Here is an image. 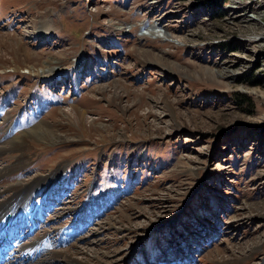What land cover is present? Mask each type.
I'll list each match as a JSON object with an SVG mask.
<instances>
[{
	"label": "rangeland",
	"instance_id": "obj_1",
	"mask_svg": "<svg viewBox=\"0 0 264 264\" xmlns=\"http://www.w3.org/2000/svg\"><path fill=\"white\" fill-rule=\"evenodd\" d=\"M2 146L23 264H264V0H0Z\"/></svg>",
	"mask_w": 264,
	"mask_h": 264
},
{
	"label": "bare ground",
	"instance_id": "obj_2",
	"mask_svg": "<svg viewBox=\"0 0 264 264\" xmlns=\"http://www.w3.org/2000/svg\"><path fill=\"white\" fill-rule=\"evenodd\" d=\"M36 32H37L36 36H38L39 38L41 37V38L45 39L46 36L48 35L47 31L41 30V31H36ZM147 32H148L149 36H151V37L152 36L153 37L154 36H156V37L162 36L164 38L166 37L165 32H161V31L157 30L156 27H153V26L147 27ZM45 65H46V67L41 69L42 71L40 72V74L52 73V71L54 70V67L48 66L47 64H45ZM28 72H30V71H28ZM42 125H43V121H39V123L34 125L32 128L21 133L20 136L14 138V139L12 138L11 144L7 148H9L10 151L21 152V151L27 149V147H28L27 139L28 140L29 139L35 140V141H42L44 143L47 141L52 142L51 141V139L53 138L52 137L53 136L52 131L50 132L49 130H47L45 128L46 126L44 127ZM3 151H7L4 148V146L0 147V152H3ZM10 153H13V152H10ZM23 162H24L23 157L22 158L20 157L19 162L16 164L18 166V168L20 167V165H22ZM14 169H15V167H13V166L2 167L0 169V175L6 174V173L11 174L13 171H15ZM55 181H56V178H55V180L46 181V182H48L47 183L48 188L45 187V188H47V191L49 192L46 195V197L48 199H50L52 197V196L49 197V195L52 192V188L55 186ZM56 188H57V186H56ZM9 191L11 192V194L5 200L0 201V244H1L0 256L6 250V251H8L6 253L7 256H6V254L4 255V257L7 258L6 264H23L21 261L22 257H20V255L18 254L19 250L24 248V249L28 250L31 254H34V251H36L38 249V245L33 246V247H30L27 245L23 246L21 244L22 238L19 234V228L17 226L13 227V226H11V224L16 225L17 223H19L22 225L21 222L26 217H29L31 219L33 217V215L34 216H41V214H42L41 203L44 202L46 200V198L45 197L41 198V201L39 202L37 207H31V203L33 200L32 199L33 198V191L27 192L26 190H24L23 187L14 189L13 191H11V189H10ZM18 202H21V203H18ZM8 209H10V210H8ZM35 219L36 218L33 217V221H35ZM33 223H36V221ZM34 225H36V224H33L32 226H34ZM4 257H2L3 263L5 262Z\"/></svg>",
	"mask_w": 264,
	"mask_h": 264
}]
</instances>
